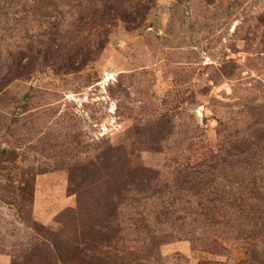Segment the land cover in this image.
<instances>
[{
	"label": "rangeland",
	"instance_id": "rangeland-1",
	"mask_svg": "<svg viewBox=\"0 0 264 264\" xmlns=\"http://www.w3.org/2000/svg\"><path fill=\"white\" fill-rule=\"evenodd\" d=\"M32 1L0 0V264H264V0Z\"/></svg>",
	"mask_w": 264,
	"mask_h": 264
},
{
	"label": "trees",
	"instance_id": "trees-1",
	"mask_svg": "<svg viewBox=\"0 0 264 264\" xmlns=\"http://www.w3.org/2000/svg\"><path fill=\"white\" fill-rule=\"evenodd\" d=\"M64 0H33V4L36 5L37 7H40L41 9L43 8L46 12H45V17H51L52 14L55 12L53 9H56V7L58 6L57 3L63 2ZM53 6V7H52ZM52 11V12H51ZM54 11V12H53ZM124 14H120V16L124 17V18H128L129 15L126 13V15ZM96 22V23H95ZM94 19H92L91 21V27L94 26H98L100 28H105L106 25H108V20H106L105 18L102 17H97V21ZM95 24V25H94ZM96 28V27H94ZM32 50L31 54H56L59 51V48H57L56 46L51 45L50 48H42L41 50L37 51L36 49H30V51ZM131 157L128 156V160H130ZM252 195H255L257 198V200L259 201H264V192H263V187L261 185H258L257 181H255V188L252 189ZM262 210V209H260ZM263 211V210H262ZM60 243L59 241H56V246H58Z\"/></svg>",
	"mask_w": 264,
	"mask_h": 264
},
{
	"label": "water",
	"instance_id": "water-1",
	"mask_svg": "<svg viewBox=\"0 0 264 264\" xmlns=\"http://www.w3.org/2000/svg\"><path fill=\"white\" fill-rule=\"evenodd\" d=\"M197 114H198V116H199L200 118H203V117H204L202 111H197Z\"/></svg>",
	"mask_w": 264,
	"mask_h": 264
}]
</instances>
